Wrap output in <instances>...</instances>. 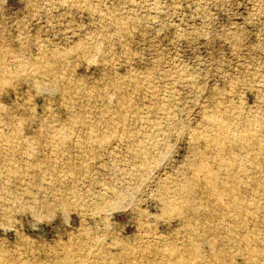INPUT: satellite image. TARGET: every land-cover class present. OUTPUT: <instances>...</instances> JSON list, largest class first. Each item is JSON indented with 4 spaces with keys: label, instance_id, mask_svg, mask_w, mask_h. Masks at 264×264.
Masks as SVG:
<instances>
[{
    "label": "rangeland",
    "instance_id": "rangeland-1",
    "mask_svg": "<svg viewBox=\"0 0 264 264\" xmlns=\"http://www.w3.org/2000/svg\"><path fill=\"white\" fill-rule=\"evenodd\" d=\"M0 264H264V0H0Z\"/></svg>",
    "mask_w": 264,
    "mask_h": 264
},
{
    "label": "bare ground",
    "instance_id": "bare-ground-1",
    "mask_svg": "<svg viewBox=\"0 0 264 264\" xmlns=\"http://www.w3.org/2000/svg\"><path fill=\"white\" fill-rule=\"evenodd\" d=\"M204 176H205V175H204ZM212 176H213V175H212ZM208 177H209V179H208V183L210 184V186H211L212 188H214L215 181L213 180V177L211 178L210 175H209Z\"/></svg>",
    "mask_w": 264,
    "mask_h": 264
}]
</instances>
